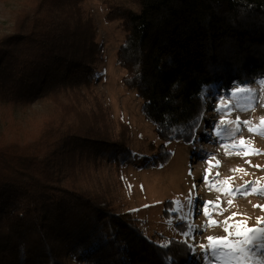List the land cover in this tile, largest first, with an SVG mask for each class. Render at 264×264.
<instances>
[{"label":"trees","instance_id":"trees-1","mask_svg":"<svg viewBox=\"0 0 264 264\" xmlns=\"http://www.w3.org/2000/svg\"><path fill=\"white\" fill-rule=\"evenodd\" d=\"M13 1L0 33V264H191V243L148 233L126 204L124 169L193 143L206 87L264 78V0H102L125 31L121 81L158 140L136 149L96 85L102 46L83 0ZM36 101L49 111L30 113ZM159 213L178 217L168 199Z\"/></svg>","mask_w":264,"mask_h":264},{"label":"rangeland","instance_id":"rangeland-1","mask_svg":"<svg viewBox=\"0 0 264 264\" xmlns=\"http://www.w3.org/2000/svg\"><path fill=\"white\" fill-rule=\"evenodd\" d=\"M81 5L97 25L102 53L96 85L112 118L129 124L134 149L149 141L158 143L154 125L142 117L137 92L125 87L121 81L124 71L115 64L116 51L125 37L120 22L105 19L102 0H83ZM15 6L13 0H0V33L8 30ZM261 80L264 78L249 86L230 82L206 87L207 107L195 141L171 144L175 154L165 165L143 168L132 164L124 169L126 204L145 222L148 233L163 231L168 237L191 243V264H248L238 259L244 246L241 242L255 235L250 229H264ZM48 111L47 103L36 101L30 113ZM190 198L194 203L189 204ZM167 199L175 203L178 217L160 215ZM179 221H187L194 229L181 234L174 229Z\"/></svg>","mask_w":264,"mask_h":264},{"label":"snow or ice","instance_id":"snow-or-ice-1","mask_svg":"<svg viewBox=\"0 0 264 264\" xmlns=\"http://www.w3.org/2000/svg\"><path fill=\"white\" fill-rule=\"evenodd\" d=\"M259 83L262 86H264V80L259 81ZM174 87H178V85H175ZM165 99L169 100L170 98L166 97ZM236 191L242 192V189H237ZM253 191H259V190L254 189ZM242 194L246 195L247 193L242 192ZM192 203H194V201L190 198L189 204ZM254 207H259V206H254ZM190 227L191 226H189V228ZM249 232L255 233V235H250L244 241L241 242L242 245L244 246H242L239 249L241 252V256L238 257V259L246 260L248 264H264V229H260V228L250 229ZM184 234L187 235L188 233H184ZM161 246L166 248L168 247V244H164ZM213 255L216 256L217 253L213 251Z\"/></svg>","mask_w":264,"mask_h":264}]
</instances>
